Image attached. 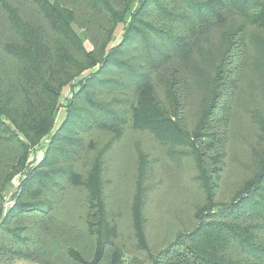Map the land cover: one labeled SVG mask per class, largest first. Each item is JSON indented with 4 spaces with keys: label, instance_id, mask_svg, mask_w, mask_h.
<instances>
[{
    "label": "trees",
    "instance_id": "obj_1",
    "mask_svg": "<svg viewBox=\"0 0 264 264\" xmlns=\"http://www.w3.org/2000/svg\"><path fill=\"white\" fill-rule=\"evenodd\" d=\"M31 1L46 23L28 21L10 0H0L8 29L15 33V40L0 43L13 64L9 91L0 69V140L13 141L23 152L14 172L23 171L21 192L0 218V264L6 257L38 264H122L118 227L107 212L101 154L87 173L75 166L84 151V133L93 128L109 131L115 141L128 128L147 132L178 145L171 151L176 157L195 159L205 191L196 225L178 234L152 264H264V114H250L260 132L250 146L253 170L229 201L215 198L219 182L212 178L219 180L220 168L210 163L215 165L216 154L207 160L198 151L204 136H214L216 107L223 104V119L230 118L246 67L264 73V40L260 46L257 35L249 39L240 21L264 30V0ZM227 24L215 61L210 36ZM119 25L120 40L113 43ZM248 39L262 47L261 56L252 57ZM88 41L95 53L85 46ZM202 57L212 60L211 70ZM202 81L211 97L201 124L189 132L180 112ZM66 88L71 94L64 103ZM60 107L64 116L57 124ZM46 136L42 158L29 165V150ZM81 190L76 207L68 204L69 195L55 198L59 191ZM142 191L141 185L136 199L141 208ZM72 229L94 238L96 248L84 256ZM139 244L148 247L145 235Z\"/></svg>",
    "mask_w": 264,
    "mask_h": 264
},
{
    "label": "rangeland",
    "instance_id": "obj_2",
    "mask_svg": "<svg viewBox=\"0 0 264 264\" xmlns=\"http://www.w3.org/2000/svg\"><path fill=\"white\" fill-rule=\"evenodd\" d=\"M10 1L20 8L21 14L28 21L46 23L31 0ZM236 21H238L237 17L232 20V23H237ZM240 21L246 23L248 38L251 39L257 35L260 46H262L264 30L243 18ZM8 25L4 13L0 10V43L15 40V33L8 29ZM228 25L230 24L224 28H216L210 36L213 60L215 61L221 54L223 33ZM78 29L82 30V27H78ZM121 33L122 25H119L113 43L120 40ZM85 46L95 53L92 41L86 42ZM260 48L257 49L253 43L250 44L249 40L248 51L251 52L254 59L261 56L264 49L261 51ZM259 50L260 53H258ZM202 60H205L206 70H211L209 65L212 60L203 57ZM0 69H3L7 74L3 81V87L7 90L11 85L13 64L11 58L6 56L2 48L0 49ZM70 94V89L66 88L62 97L64 103L66 102L65 98ZM210 97L209 88L204 81L192 90L185 104V112H180L189 132L201 124L200 119L202 120L203 111ZM104 99L109 100L108 97ZM165 105L167 104L165 103ZM168 105L174 106L171 100ZM222 105L215 109L218 118H215L216 114L212 115L214 136L209 134L204 136L205 142L199 141L198 151L199 153L204 152L203 155L207 160L208 157L214 158L208 154H216L215 165L210 163L211 167L220 168L219 180L215 177L212 178L219 182L218 186L214 187L215 198L217 201L225 202L230 200L253 170L250 146L260 132L252 122L250 114L254 110L264 114V73L257 67L256 69L246 67L235 90V95H233L228 121L223 119L221 114ZM64 110L65 107H60L56 119L57 124L63 119ZM205 126L211 127L209 124ZM204 132L208 131L204 130ZM222 132L225 133L221 139ZM84 134L86 136L84 151L82 150L80 156H77L75 166L87 173V170L93 165L94 158L99 153L101 154L107 212L110 220L113 219L118 227L119 233L115 242L122 250V264H152V259L167 245L173 244L178 234L189 231L196 225L195 213L205 201V191L197 177L198 169L195 159L193 157H176L171 151L172 148H178V145L157 140L149 133L136 129L128 128L118 141L112 140L113 134L109 131H102L98 128H93ZM225 135L226 137H224ZM48 141L49 136H46L29 150L30 155L27 159L29 165H33L31 160L42 158ZM22 154L23 152L13 141L0 140V190L4 193V200L0 203V218L15 204L21 192L20 180L23 171L19 170L16 174L14 172L19 160L21 163ZM211 174L214 176L212 172ZM7 175L12 176L9 181L5 180ZM141 185L143 190L140 195L142 208L136 201ZM81 192L82 190L80 193L59 191L55 194V198L59 197V200H64L69 195L68 204L73 203L76 207L79 205V197L76 195L81 197ZM16 224L22 223L16 222ZM143 235L147 239V248L141 247L139 244L140 236ZM71 237L74 238L77 246L80 245L83 248L84 256L96 248L95 239L91 240L85 237L80 231L72 229ZM1 262V264H38L24 258L7 257Z\"/></svg>",
    "mask_w": 264,
    "mask_h": 264
}]
</instances>
